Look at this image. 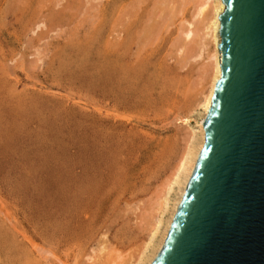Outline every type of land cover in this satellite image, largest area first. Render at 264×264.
Here are the masks:
<instances>
[{
	"label": "rangeland",
	"instance_id": "rangeland-1",
	"mask_svg": "<svg viewBox=\"0 0 264 264\" xmlns=\"http://www.w3.org/2000/svg\"><path fill=\"white\" fill-rule=\"evenodd\" d=\"M156 9L0 0V264H130L148 239L202 62L175 26L146 42Z\"/></svg>",
	"mask_w": 264,
	"mask_h": 264
},
{
	"label": "water",
	"instance_id": "water-1",
	"mask_svg": "<svg viewBox=\"0 0 264 264\" xmlns=\"http://www.w3.org/2000/svg\"><path fill=\"white\" fill-rule=\"evenodd\" d=\"M205 143L151 264H264V0H223Z\"/></svg>",
	"mask_w": 264,
	"mask_h": 264
},
{
	"label": "bare ground",
	"instance_id": "bare-ground-1",
	"mask_svg": "<svg viewBox=\"0 0 264 264\" xmlns=\"http://www.w3.org/2000/svg\"><path fill=\"white\" fill-rule=\"evenodd\" d=\"M154 5L155 2L152 6L147 7L153 8ZM224 9L225 4L223 0H158V9H156L157 14L154 13L156 17L158 16V20L156 19V21L152 18L153 20L151 21L153 22L155 20V22L151 23L147 19L146 21L150 23L146 26L144 25L143 33H145V36L144 34L143 36L144 39L146 38V42L149 38L154 39L163 36L165 31H168L169 28L175 26L178 38L181 40L178 39L177 43H179V46L176 43L174 44L179 47V50L184 51L183 49H185L188 52V55H186L188 56L187 61H190L192 58L193 62H196L197 58H201L197 61L202 60V62L198 70V75L196 76L197 80L195 82L196 85L194 89L196 94L194 95L193 93L194 99L191 101L188 111L183 115L175 113L177 116H174L181 122V126L186 130L184 131L185 135H183L181 150L177 156L174 166L171 169V172L169 173L170 175L166 179V182L163 186L161 185L162 187L160 186V188H163L161 194H158L157 197H153L156 198V204L153 201L155 206H153V209L151 210L150 208L146 209V211L143 210L145 211L144 215H146L150 219L149 221H151V226L148 225L147 228L149 230L150 227L148 239L143 243V245H140L141 249L139 252L137 251V255L135 253L136 257L133 261L131 260L132 262H130V264H151L160 252L176 214L177 208L182 200L186 186L196 166L198 156L204 146V121L209 112V108L211 107L216 82L221 77L222 54L219 49V43L221 40L219 16ZM147 11L149 12V9ZM151 14L152 16H155L152 12H150L148 16ZM175 27L173 29H175ZM119 33L121 32L119 31ZM170 34H168V36H170ZM153 41L155 42V40ZM179 41H182V44H180ZM178 53L180 55L182 54V52ZM180 55L177 56V58H180ZM182 58L180 59L182 60ZM182 62L183 61L180 63ZM185 62L183 63L184 65ZM189 91L190 90H188V92ZM191 119H194V128L190 126ZM178 126L180 125L178 124ZM155 191L156 190H154V193L156 194L157 191ZM138 215L139 214H137V216ZM141 219L142 217L140 220ZM40 252H42V250Z\"/></svg>",
	"mask_w": 264,
	"mask_h": 264
}]
</instances>
